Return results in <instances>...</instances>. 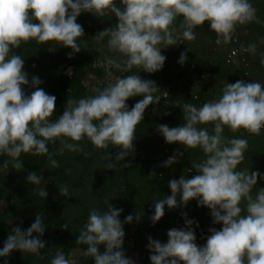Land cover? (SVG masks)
I'll return each mask as SVG.
<instances>
[{"label":"clouds","instance_id":"obj_1","mask_svg":"<svg viewBox=\"0 0 264 264\" xmlns=\"http://www.w3.org/2000/svg\"><path fill=\"white\" fill-rule=\"evenodd\" d=\"M82 13L112 15L117 21L93 38H107L108 53L114 54L105 55L97 64L119 72L136 68L146 73L162 70L166 60L162 49L180 45L181 40H193L196 26L206 23L226 39L237 24L255 19L250 0H0V156L8 158L3 162L5 169L11 165L21 170L22 153L50 157L47 144L56 139H61L69 151L80 150L78 143L69 141L87 139L99 149L111 144L120 150L115 161H123L134 152L135 129L144 119L145 110L168 95L154 81L141 79L138 74L116 75L106 87L93 88V95L68 98L63 113L51 120L56 97L39 87V77L29 79L24 59L14 50L32 40L54 41L71 49L67 54L71 59L84 47L83 28L76 22ZM178 17L183 19L179 29L175 25ZM186 60V53L181 52L178 63L183 65ZM25 88L34 90L26 94ZM136 96L142 99L129 109L126 101ZM181 108L185 121L181 126L159 125L156 131L168 144L201 149L204 158L192 163L196 175L168 181L171 194L155 202L151 221L158 222L166 206L170 210L184 207L195 199L198 206L210 209L213 223L221 228H210L206 243L198 246L192 226L199 225L182 213L185 226L168 230L166 242L148 238L151 264H264V188L253 195L257 178L264 180V174L238 170L247 140L222 135L225 127L260 134L264 129V85L257 81L227 82L218 99L200 107L184 104ZM208 124L212 125L211 134L207 127H198ZM181 155L168 157L163 166L177 162ZM51 164L56 166V161ZM107 167L113 169L115 164ZM42 179L36 172L26 177L29 184L37 186ZM58 189L60 195H68L67 186ZM38 195L47 198L48 193L42 187ZM3 206L5 202L0 200ZM121 212L109 202L107 211L89 210L75 243L86 246L83 254L91 257L92 264H136L123 251V224L132 223L133 215L125 216L122 223ZM44 232L40 214L27 229L13 228L0 247L4 264L13 251L39 255L46 246L41 238ZM50 264L75 261L57 251Z\"/></svg>","mask_w":264,"mask_h":264},{"label":"flooded vegetation","instance_id":"obj_2","mask_svg":"<svg viewBox=\"0 0 264 264\" xmlns=\"http://www.w3.org/2000/svg\"><path fill=\"white\" fill-rule=\"evenodd\" d=\"M94 52L96 51L89 53ZM103 58L93 59L81 80L82 90L78 91V86L74 89L69 88L67 99H80L93 95V88L106 87L116 75H140L136 68L130 72H119L114 68H105L96 63L97 60H103ZM73 73V67L65 71L67 77H72ZM67 99H56L55 112L51 120L54 121L63 113ZM140 99L142 97L129 98L126 101L129 109ZM202 100L196 99L199 107L206 103ZM167 101L168 99H160L159 103L149 105L145 110L144 119L135 129L134 152L123 161H115L116 154L120 150L111 144L106 149H99L87 139L80 142L69 141L78 143L80 148L79 151H69L63 147L61 139L51 142L55 150L56 166L51 164L53 172L49 180L51 190L47 193L51 202L59 206L58 209L55 211L29 209L27 211L29 213H25L27 216L24 217L18 213L19 210L3 206L0 207V220L6 223V232L9 235L17 226L22 230L27 229L34 222L37 214L42 215L45 230L49 228V244L53 248L51 251L48 250L44 257L41 254L42 249L39 255L13 251V261L16 264H50L57 251L62 252L66 258L74 260L75 264H92L91 257L83 254L86 246L75 242L80 229L87 221L89 210L95 208L100 212L107 211L108 202L113 207L122 209L119 217L122 223L125 216L133 215L132 223L123 224L125 232L123 251L136 264H151L150 252L147 248L148 238L151 237L162 243L166 242L168 230L185 226L182 213H186L187 218L193 219L199 225V227L195 224L192 226L198 246L206 243L207 237L211 234L210 228L217 230L221 228L220 224L213 223L210 209L198 206L195 199L190 200L184 207L170 210L166 206L165 215L155 224L151 221L155 202L171 194L168 181L179 179L181 175L187 178L196 175L197 172L192 169V163L204 158L199 148L193 149L181 145L180 151L174 152L172 148L178 143L168 144L163 136L157 133L156 128L159 125L172 128L170 113L164 111ZM179 120L181 126L185 122L184 116ZM204 126L207 127L209 133L212 132L211 124ZM178 153L182 155L177 157V162L168 167L163 166V162L168 157ZM109 163H114L115 168L109 169L107 167ZM125 164L129 166H124ZM61 186L68 188V195L65 197L59 193L58 187ZM177 199L179 201V197ZM137 213L140 214L138 221L136 220ZM65 225L67 229L63 228ZM101 251H103V246H101Z\"/></svg>","mask_w":264,"mask_h":264},{"label":"trees","instance_id":"obj_3","mask_svg":"<svg viewBox=\"0 0 264 264\" xmlns=\"http://www.w3.org/2000/svg\"><path fill=\"white\" fill-rule=\"evenodd\" d=\"M250 2L255 9V19L246 24H237L226 39L210 30L206 23L196 26L193 29L195 34L193 40H181L180 45L162 49V55L166 57L162 70L146 73L139 72L140 70L137 69L141 79L154 81L161 91L168 93L166 98L161 97V99H168L164 111L170 113L171 127L180 126L179 119L184 116L182 105L192 104L199 107L196 99H203L202 102L218 99L227 82L257 81L264 85V0H250ZM76 22L83 28L84 38L81 39L84 41V47L71 59L67 55L71 49L62 47L54 41L37 43L32 40L22 43L18 49L14 50L24 59V71L28 73L29 79L32 76L39 77L42 81L39 87L46 93L54 95L56 99H67L69 88L74 89L78 86V91L82 90L81 80L93 59L114 55L108 53L107 38L95 43L93 40L97 33L115 26L117 21L114 16L97 17L91 13H82ZM182 23L181 17L175 21L178 29ZM90 51L96 52L90 54ZM181 52H185L187 56L183 65L178 63ZM70 67L74 68V73L72 77H67L65 71ZM33 90L25 88V93L30 94ZM198 127L205 126L198 125ZM222 135L227 139L244 138L247 140L245 158L237 166L238 170L264 174V129L257 135L242 128L232 131L225 127ZM51 145V142L47 144L50 157L49 155L22 153L20 160L23 168L19 171L11 165L5 169L3 162L8 158L0 156V200L5 202V207L19 210L18 213L24 217L27 216L25 213H29L27 212L29 209H40V211L58 209L59 206L52 203L49 196L41 198L38 195L39 188L44 187L47 192L51 190L49 183L53 173L51 161L55 160V150ZM180 148L181 145L178 144L172 150L177 152ZM29 172H36L37 175L42 176L43 179L39 186L27 182L26 177ZM259 188H264V180L258 177L253 195ZM5 224L3 220H0V247H3L8 236ZM48 229L47 227L42 238L46 244L41 250L42 257L53 248L49 244ZM13 255L11 253L7 258V264H16L13 261ZM0 264H4L2 258H0Z\"/></svg>","mask_w":264,"mask_h":264},{"label":"water","instance_id":"obj_4","mask_svg":"<svg viewBox=\"0 0 264 264\" xmlns=\"http://www.w3.org/2000/svg\"><path fill=\"white\" fill-rule=\"evenodd\" d=\"M67 75H70V73H66Z\"/></svg>","mask_w":264,"mask_h":264}]
</instances>
